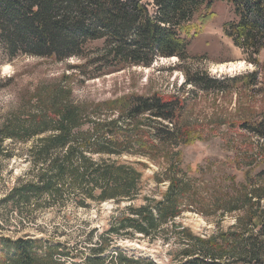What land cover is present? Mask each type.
Wrapping results in <instances>:
<instances>
[{
	"label": "trees",
	"instance_id": "trees-1",
	"mask_svg": "<svg viewBox=\"0 0 264 264\" xmlns=\"http://www.w3.org/2000/svg\"><path fill=\"white\" fill-rule=\"evenodd\" d=\"M216 4L229 6L233 13L223 26L225 35L249 63L259 66L264 0H0V51L5 60L80 61L59 78L33 88L30 84L18 87L8 110L0 115V153L23 156L29 163L3 201L19 208L35 200L36 209L46 197L52 200L49 206L68 200L80 207L90 206L91 201H135L143 187L138 165L144 164L117 158L126 154L166 162L155 180L166 183L167 190L161 200L147 197L148 202L140 206H128L131 213L116 218L112 233L131 228L150 235L158 224L164 226L193 210L183 147L200 139L203 130L185 119L189 98L126 94L94 102L78 100L75 87L132 67H151L160 58L188 61L191 39L201 29L199 22ZM257 74L220 79L206 70L187 71L182 85L184 90L191 85L201 92H224L242 81L257 85ZM17 76H0V91L16 87ZM234 127L257 139L244 145L253 151L244 158H255L261 165L264 110ZM7 142L31 146L20 151ZM250 173L247 170L246 176ZM259 179L264 182V171ZM256 205L255 210L246 208V214L252 228L264 237V206L259 200ZM179 233L187 236L189 244L171 254V264H233L231 254L241 244L243 251L247 249L243 236L233 238L234 234L222 232L205 239L188 230ZM2 245L4 264H71L64 259L60 243L6 238ZM103 250L104 246L94 249V256H87L84 264H158L123 251L103 257ZM261 256L253 254L254 261L259 263Z\"/></svg>",
	"mask_w": 264,
	"mask_h": 264
},
{
	"label": "rangeland",
	"instance_id": "rangeland-1",
	"mask_svg": "<svg viewBox=\"0 0 264 264\" xmlns=\"http://www.w3.org/2000/svg\"><path fill=\"white\" fill-rule=\"evenodd\" d=\"M150 8L155 12L153 6ZM232 18L229 6H213L204 22H199L200 31L191 39V58L188 61L177 57L160 58L151 67H132L75 87L78 100L94 102L126 94H180L189 98L185 119L203 130L200 139L183 147L184 166L189 169L192 180L190 193L194 209L185 211L164 226L158 224L150 235L131 228L112 233L116 218L131 213L128 206H140L148 202L147 197L161 200L167 190L166 183L158 184L155 180V174L167 166L166 162L126 154L117 158L140 161L145 166L138 165L143 171V187L135 201L120 204L114 200L91 201L90 206L80 207L68 200L49 206L52 200L46 197L37 209L34 208L35 200L30 205L15 208L11 201L3 199L28 170L29 163L23 156L10 158L0 153V264H4L6 259L2 245V239L6 238L60 243L64 259L71 264H84L86 257L94 256V249L100 246H104L100 254L103 257L123 251L128 255L153 259L158 264H171V254H178L189 244L187 236L179 233L180 230H188L193 236L205 239L219 236L222 232L234 234L233 238L243 236L247 249L243 251L241 244L231 254L233 264H264V237L258 235V228H252L246 214V208L256 209L258 200L260 207L264 206V190H256L258 187L264 189L263 179H259V173L264 171V162L260 165L255 158H244L253 152L250 148L245 150L244 145L256 143L257 139L234 127L264 110V49L259 57V66L249 63L245 53L235 47L224 33V24ZM240 61L244 63L234 71L213 69L215 65ZM79 62L77 59L57 63L18 58L9 63L0 51V76L18 75L16 87L0 91V115L8 110L7 105L15 97L18 87L30 84L33 88L43 81L59 78L70 72V65ZM194 70H206L220 79L256 72L257 85L242 81L229 85L224 92H201L191 85L184 90L182 83L186 72ZM6 144L14 146L12 142ZM30 146L31 143L14 147L21 151ZM247 170L251 171L248 177ZM233 206H238V209L227 211ZM253 254L262 255L259 263L254 261Z\"/></svg>",
	"mask_w": 264,
	"mask_h": 264
},
{
	"label": "bare ground",
	"instance_id": "bare-ground-1",
	"mask_svg": "<svg viewBox=\"0 0 264 264\" xmlns=\"http://www.w3.org/2000/svg\"><path fill=\"white\" fill-rule=\"evenodd\" d=\"M176 58V57H174ZM161 59H167V58H161ZM244 62L240 61V62H231L230 64H220V65H215L213 67L214 70L219 71V70H229V71H234L235 69H238L240 66H242ZM148 68V67H147Z\"/></svg>",
	"mask_w": 264,
	"mask_h": 264
}]
</instances>
